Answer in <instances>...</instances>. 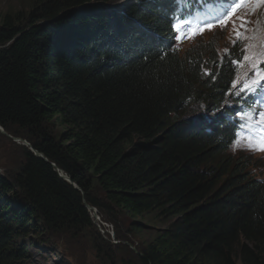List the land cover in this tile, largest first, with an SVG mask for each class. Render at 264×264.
<instances>
[{
    "label": "trees",
    "instance_id": "1",
    "mask_svg": "<svg viewBox=\"0 0 264 264\" xmlns=\"http://www.w3.org/2000/svg\"><path fill=\"white\" fill-rule=\"evenodd\" d=\"M95 1L36 0L1 18L0 125L48 160L23 148L19 173L0 176V264H25L30 235L86 231L85 203L110 220L167 222L141 264H264V180L228 156L231 130L181 115L195 101L222 104L241 50L216 70L161 53L136 24L167 34L156 8L116 14Z\"/></svg>",
    "mask_w": 264,
    "mask_h": 264
},
{
    "label": "rangeland",
    "instance_id": "2",
    "mask_svg": "<svg viewBox=\"0 0 264 264\" xmlns=\"http://www.w3.org/2000/svg\"><path fill=\"white\" fill-rule=\"evenodd\" d=\"M35 1L0 0V26L1 18L5 13L19 10L29 13L38 3ZM102 1L105 0H96L92 4L95 3L94 6L96 7L112 10L113 13L119 14L136 0H110L109 5L103 4ZM229 2L232 1L229 0ZM118 3L120 5L115 10L113 7ZM239 15L244 16L249 21L247 25L249 39L239 42L236 47L233 46L235 40L233 24L229 22L226 26L218 24L217 27L211 30H205L204 35H196L194 38L185 40L177 48L178 51L180 54L201 58L203 64L213 70L219 68L218 60L226 59V51H230L231 54L233 52L238 53L239 49L245 47V44H251V51L253 52H264V5L257 7L255 6V0H251L250 3L244 5ZM137 26L141 28L139 24ZM142 29L146 34H150L144 27ZM258 58L264 59V56ZM258 66L261 65L257 64ZM208 67H205L206 70H209ZM250 73H252V76L248 80L252 79L255 74L251 62H244L237 73L236 81L239 76L240 79L245 78ZM236 88L237 84L231 90ZM193 103L189 107L190 110L182 112V116L187 112L190 114L203 108L207 111L206 107L210 108L208 102L201 103L197 101L195 104ZM202 120L205 121V119ZM256 121L261 123L259 119ZM1 128L3 127L1 126ZM11 136L13 135L9 132L3 133L0 129V176L10 181L19 173L24 164L23 148H27L22 141L19 143ZM246 146L247 144L241 143L240 140L236 143L233 141L227 154L233 158H241L248 164L250 172L264 180V151L252 150ZM96 192L99 196L105 197V192L100 191L99 188L94 193ZM88 210L93 225L80 234L72 235V233H50L46 231L38 237L30 235L25 241L28 252V259L25 264H141L140 258L143 248L158 230L167 226V222L155 218L154 214L146 213L133 217L125 212L118 211L116 218L110 220L103 211L104 216L102 213H97L100 216L97 219L94 217V212ZM99 218H101V221ZM102 222L106 224L104 225ZM109 222L114 224L115 229L113 227L110 232H107L106 225L111 224ZM136 223L141 225L139 230L136 228V225H138ZM238 264L242 263L238 260Z\"/></svg>",
    "mask_w": 264,
    "mask_h": 264
},
{
    "label": "clouds",
    "instance_id": "3",
    "mask_svg": "<svg viewBox=\"0 0 264 264\" xmlns=\"http://www.w3.org/2000/svg\"><path fill=\"white\" fill-rule=\"evenodd\" d=\"M207 1L208 0H136L131 6H137L139 10L140 8L148 9V5H150L158 10L157 12L159 13V16L165 19V22L168 24L169 31L167 34L163 35L147 25L139 22L136 23L141 27V31L146 36L148 35L153 43L156 44L157 48L160 50L159 52L175 53L179 52L177 48L182 42L190 39L186 35L183 39H177L178 36L189 32L188 30L183 31L182 24L185 23L187 28L192 27V25H196L201 18L206 17V15L209 14L208 12H210L207 7H211L206 4ZM109 2L102 1L105 5H109ZM118 5H120V3L115 4L113 8L116 10ZM120 14H123V10ZM179 25L181 26L179 27ZM217 26L218 25H215V27ZM142 27H144L150 34H146ZM241 65H233L236 74L241 69ZM256 69L259 72H264V67L258 66ZM251 76L252 73L241 79L239 76V79L237 80V88L231 90L233 82L230 84L226 97L220 106L209 104L210 108L206 107L207 111L203 108L194 112L197 113L195 116H200L202 119L206 118L209 122L219 124V128L223 127L227 130H231L232 142L240 140L241 143L247 144V138L254 137L255 139L253 140V143H255V141L260 138L262 131H264V124L258 123L256 121L258 118L254 116L255 113L264 112V89L249 96L247 100H245L244 96L246 93L242 92L241 89L244 84L250 83L252 79H256V76L254 75L252 79L248 80ZM228 105H231V107H227ZM242 110L243 114L237 116V113ZM219 116H222V121L216 122ZM211 129V126L207 128L208 131ZM237 133H239V139L236 135Z\"/></svg>",
    "mask_w": 264,
    "mask_h": 264
},
{
    "label": "snow or ice",
    "instance_id": "4",
    "mask_svg": "<svg viewBox=\"0 0 264 264\" xmlns=\"http://www.w3.org/2000/svg\"><path fill=\"white\" fill-rule=\"evenodd\" d=\"M251 0H233V4L230 8L226 10H221L218 16L215 18V21L218 22L221 26H226L229 22L233 24V31L235 35V40L233 41V46L236 47L239 42H243L244 40L249 39L248 33V23L249 21L244 17L239 15L240 10L244 7L245 4L250 3ZM264 5V0H255V6ZM255 9L253 8V11ZM239 21V23H237ZM215 27V23H204L198 27H193L191 31L186 34L180 35L177 39L185 38V35L188 38H194L197 34H202L205 30H211ZM252 45L245 44V47L241 49V54L238 59H231L230 63L236 66H240L244 62H251L254 74L256 79H252L250 83L244 84L241 89L242 92H245L246 95L244 99L247 100L249 96L254 95L256 92L264 89V72L255 71L257 64L264 66V59H259V56H264V52L256 53L251 51ZM226 55L228 57L231 56L230 51H226ZM206 75L211 76L212 73L209 71H205ZM238 81H233V88H235ZM227 107H231L228 105ZM243 114V110L237 113V116H241ZM254 116L259 119L261 124H264V112L255 113ZM239 139V133L236 134ZM254 137L247 138V146L252 150L264 151V131L258 140L253 143ZM236 143V141H234Z\"/></svg>",
    "mask_w": 264,
    "mask_h": 264
},
{
    "label": "water",
    "instance_id": "5",
    "mask_svg": "<svg viewBox=\"0 0 264 264\" xmlns=\"http://www.w3.org/2000/svg\"><path fill=\"white\" fill-rule=\"evenodd\" d=\"M0 129L3 131V133H6V131H5L3 128H1V126H0ZM162 137H163V136L160 135V136H158L157 138H155L154 140H152V141H151L150 143H148V144L157 143V142H159V141L162 139ZM11 138H13L15 141H22L23 144H24L25 146H27L32 152H34V154H35L36 156H38V157H40V158H43V159H45V160H48V159L44 156L43 153H41V152H39L38 150L34 149L33 146H32V145H31L26 139H22V138H19V137H13V136H11ZM136 144L138 145V142H136ZM140 144L146 146L147 143H146V142H140ZM53 165H55V164H53ZM57 171H58L60 177H62V178H64L65 180L69 181L71 184L74 185V187H75L76 189H80L76 183L72 182L71 178H70V177H69V176H68V175H67V174H66L61 168H58V167H57ZM85 205H86V207H87L88 209H90L91 211L94 212V217H96V216H97V213H98V209H97L95 206H93V205H91V204H89V203H85Z\"/></svg>",
    "mask_w": 264,
    "mask_h": 264
},
{
    "label": "built area",
    "instance_id": "6",
    "mask_svg": "<svg viewBox=\"0 0 264 264\" xmlns=\"http://www.w3.org/2000/svg\"><path fill=\"white\" fill-rule=\"evenodd\" d=\"M98 213H99V211H98ZM98 217H100L99 215H97L95 218H97L98 219ZM100 219V221H101V218H99ZM103 223V222H102ZM104 225L106 224L105 222L103 223ZM108 224V223H107ZM106 227H107V232H110V229H113V225H111V224H109V225H106Z\"/></svg>",
    "mask_w": 264,
    "mask_h": 264
},
{
    "label": "bare ground",
    "instance_id": "7",
    "mask_svg": "<svg viewBox=\"0 0 264 264\" xmlns=\"http://www.w3.org/2000/svg\"><path fill=\"white\" fill-rule=\"evenodd\" d=\"M208 18H212V16L211 15H208L207 16V18L206 19H208ZM207 23H216V21L213 19V21H206ZM19 143H21L20 141H19Z\"/></svg>",
    "mask_w": 264,
    "mask_h": 264
}]
</instances>
